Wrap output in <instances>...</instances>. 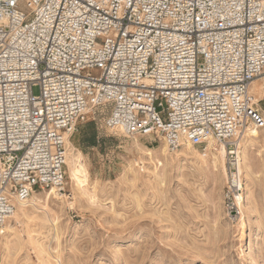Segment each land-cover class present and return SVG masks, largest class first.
<instances>
[{"label": "built area", "instance_id": "obj_1", "mask_svg": "<svg viewBox=\"0 0 264 264\" xmlns=\"http://www.w3.org/2000/svg\"><path fill=\"white\" fill-rule=\"evenodd\" d=\"M255 80L264 0H0V227L64 189L65 142L101 106L111 132L169 151L223 144L233 211L239 140L264 126Z\"/></svg>", "mask_w": 264, "mask_h": 264}, {"label": "rangeland", "instance_id": "obj_2", "mask_svg": "<svg viewBox=\"0 0 264 264\" xmlns=\"http://www.w3.org/2000/svg\"><path fill=\"white\" fill-rule=\"evenodd\" d=\"M258 104L264 112V97ZM108 111L97 107L69 138L88 173L78 187L65 165L60 192L75 203L46 198L12 220L0 234V264H250L251 242L254 264H264V126L258 140H239L246 169L231 176L249 201L239 226L240 207L234 199L229 210L225 200L227 154L214 164L195 146L201 156L182 154L179 161L175 151H158L162 141L105 128ZM97 131L94 145L88 138ZM136 141L157 152L145 155Z\"/></svg>", "mask_w": 264, "mask_h": 264}, {"label": "bare ground", "instance_id": "obj_3", "mask_svg": "<svg viewBox=\"0 0 264 264\" xmlns=\"http://www.w3.org/2000/svg\"><path fill=\"white\" fill-rule=\"evenodd\" d=\"M251 91L254 94L255 101L261 99L264 95L263 91L260 88L259 80H255L253 82ZM259 137H260V130L255 126H251L246 129V131L241 137L240 142L242 141V143L244 144L248 140L251 143V142L258 140ZM136 146L140 148L144 152L145 155H148L151 157L153 156V154H155V152H157V150L151 147L145 146L141 144L139 141H136ZM65 148H66L65 165L68 166L69 168V179L72 181H76V185H78V187L80 186L84 187V185L88 181V173L84 165L79 160L82 154L80 151H74L73 146L70 143L69 139H67L65 142ZM240 148H242L241 145H240ZM166 150H167V147L165 143L161 142V146H160V149H158V151L165 154ZM175 153L177 156L176 159H178L179 158L178 156L182 154L183 155L195 154V155L201 156L200 151L197 150L195 146H192L189 143L183 145L181 148L176 150ZM226 153H227V150L223 144H215L214 140L210 139L204 154H208L210 158L212 159L213 163L215 164L216 160L218 159L223 160L226 157ZM238 154H239L238 155L239 162L237 165V170L239 172V170L246 169V159L244 156L243 149L238 150ZM225 167L226 166L222 164V168L224 172H225ZM240 187L242 186L240 185ZM50 189L53 191L48 192L45 189V190H42V194L37 193V191H33L31 195L28 197V199L17 200L15 202L16 208L14 209V212L4 221V223L0 227V234L5 233L6 230H9L12 228V225H11L12 220H17L20 217V215H26L29 208L36 209L37 206L45 202L46 198H51V200L54 199L56 202H61V203L67 202L69 206H72L75 203L76 201L75 196L65 195L61 193L60 191H58L56 188H50ZM52 192L55 194L53 197L50 195ZM247 197H248L247 193H245L244 196L238 195L237 204L240 207V210H239L240 214L235 218L237 219L238 221L237 224L239 226H242L245 223V215L243 211H245L249 207V201H246ZM252 245H253V242L249 244L250 249L248 253V262L250 264H254V257L252 256V252H251Z\"/></svg>", "mask_w": 264, "mask_h": 264}, {"label": "crops", "instance_id": "obj_4", "mask_svg": "<svg viewBox=\"0 0 264 264\" xmlns=\"http://www.w3.org/2000/svg\"><path fill=\"white\" fill-rule=\"evenodd\" d=\"M93 133H94L93 138H94V141H95L94 145H98L99 142H100V138H99L100 136L98 134V131L97 132H93Z\"/></svg>", "mask_w": 264, "mask_h": 264}, {"label": "trees", "instance_id": "obj_5", "mask_svg": "<svg viewBox=\"0 0 264 264\" xmlns=\"http://www.w3.org/2000/svg\"><path fill=\"white\" fill-rule=\"evenodd\" d=\"M93 136H94V134H93L91 137H89V138H88V141H90L91 143H93V144H94V143H95V141H94V138H93Z\"/></svg>", "mask_w": 264, "mask_h": 264}]
</instances>
